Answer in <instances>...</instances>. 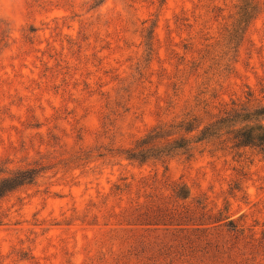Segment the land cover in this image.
I'll return each mask as SVG.
<instances>
[{
	"label": "rangeland",
	"instance_id": "374dc122",
	"mask_svg": "<svg viewBox=\"0 0 264 264\" xmlns=\"http://www.w3.org/2000/svg\"><path fill=\"white\" fill-rule=\"evenodd\" d=\"M261 83L264 0H0V179L39 171L0 199V264H264L258 150L125 157L203 91L219 106ZM154 177L245 232L139 224Z\"/></svg>",
	"mask_w": 264,
	"mask_h": 264
},
{
	"label": "trees",
	"instance_id": "16d2710c",
	"mask_svg": "<svg viewBox=\"0 0 264 264\" xmlns=\"http://www.w3.org/2000/svg\"><path fill=\"white\" fill-rule=\"evenodd\" d=\"M249 7L244 8L245 18L251 16L252 12L247 11ZM257 8L259 2L256 1L252 9ZM237 27L238 29L229 33L230 43L243 39V32L240 31L242 27L240 24ZM260 85L258 89L248 86L244 98L221 101L219 106L214 104L217 97L215 93L206 97L208 90L203 91L196 97L194 109L175 123L160 124L151 129L133 147L126 150L125 157L141 163L149 159H161L165 162L180 154L191 160L206 150L241 153L246 148L256 149L264 156V84ZM4 164L5 162L0 161V173L6 172L3 170ZM38 172L35 168H29L2 177L0 199L7 193L32 183ZM151 185L155 187L156 193L149 195V201L127 210L130 217L136 218L139 224L185 226L184 230H193L194 227L198 229L202 225L226 220L225 225L232 230L240 234L245 232V228H240L224 211L213 215L212 209H208L206 198H199L195 204L191 202V192L186 183H163L154 177ZM122 189L117 186L118 191ZM207 214L210 215L208 223L202 221Z\"/></svg>",
	"mask_w": 264,
	"mask_h": 264
}]
</instances>
